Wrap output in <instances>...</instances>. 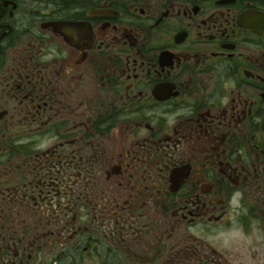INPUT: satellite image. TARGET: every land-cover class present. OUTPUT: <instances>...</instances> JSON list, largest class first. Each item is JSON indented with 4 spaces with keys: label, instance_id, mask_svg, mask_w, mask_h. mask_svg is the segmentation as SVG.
Masks as SVG:
<instances>
[{
    "label": "flooded vegetation",
    "instance_id": "1",
    "mask_svg": "<svg viewBox=\"0 0 264 264\" xmlns=\"http://www.w3.org/2000/svg\"><path fill=\"white\" fill-rule=\"evenodd\" d=\"M0 264H264V0H0Z\"/></svg>",
    "mask_w": 264,
    "mask_h": 264
}]
</instances>
